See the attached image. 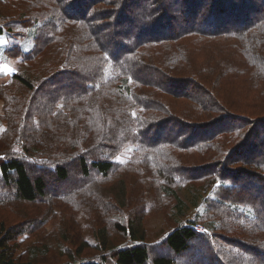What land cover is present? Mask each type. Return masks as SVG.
Wrapping results in <instances>:
<instances>
[{
    "label": "trees",
    "instance_id": "16d2710c",
    "mask_svg": "<svg viewBox=\"0 0 264 264\" xmlns=\"http://www.w3.org/2000/svg\"><path fill=\"white\" fill-rule=\"evenodd\" d=\"M26 1L31 47L0 49L27 65L0 73V264H177L210 237L202 259L264 264V0ZM63 205L75 230L49 232ZM153 209L172 226L148 242Z\"/></svg>",
    "mask_w": 264,
    "mask_h": 264
},
{
    "label": "rangeland",
    "instance_id": "374dc122",
    "mask_svg": "<svg viewBox=\"0 0 264 264\" xmlns=\"http://www.w3.org/2000/svg\"><path fill=\"white\" fill-rule=\"evenodd\" d=\"M32 1L35 2V0H32ZM240 1H242V0H240ZM249 2H251V1H249V0H245L244 1L243 0V4L242 5L249 6V5H251ZM28 3L29 2H27L26 0H0V15H3L2 17H0V24H4L3 17H6L5 19H6L7 22H9L8 25L10 26V29H11V31H10L11 35L8 34L10 37H8V36L5 37L4 35H0V49H1L2 46H4L6 49L11 48L12 51L10 53L13 54L16 46H18V48L21 51H23V52H27L29 50V48L31 47V45H32L31 36L28 35V36H26L24 38H21V37H23L25 35L24 34L23 36H21L22 33L24 32V27L22 26V22H23L22 18H20L19 16H16V15H13L14 12L12 11L14 9L13 5H14V7H18V6L23 7L24 5H27ZM260 3H261V0H258V4H260ZM202 11H206L205 8L202 9ZM175 14L178 15L179 12H175ZM176 17H179V16H176ZM177 20H179V19H177ZM215 20L218 21L217 24L220 25V24H223L222 21L225 20V19L224 18H220V17L217 16L216 18H213L209 22H215ZM230 20H231L230 18L227 19V21H230ZM165 22H164V24H165ZM207 24H209V23H207ZM29 27L30 26H26V29H28ZM254 35L257 36L256 34H254ZM207 54H209V53H207ZM1 59H3L2 56H1ZM26 68H27V65L23 61H21L19 64L16 62V60H12V62H11V72L12 73L15 72L17 69H18V71H20V70L24 71ZM39 95L41 96V93ZM1 114H2V112H1ZM178 130H179V128L176 127V126H173L172 124L164 126V129H163L164 133H170V134H176L178 132ZM259 132H260V135H262L263 129H261ZM190 134L191 133L188 132V133L182 134V135L187 137ZM252 142H253V144L256 143L255 140H252ZM131 151H132V147H127L121 153V155L118 157L117 161H119L120 163L125 161V159L128 158L129 155L131 154ZM78 178H79L78 176H74V177L70 178V180L67 182V184L51 187L50 190H52L51 192H53L54 194H59V193L63 192L64 190L71 189L69 187L73 184V181L77 180ZM68 185H69V187H67ZM137 187H139V185H136V188L132 191V193L133 192L135 193L137 191ZM67 191H70V190H67ZM178 192L180 193V195H183V197L185 196L186 199L189 198L188 194H186V189H184V188L183 189H179ZM167 203H168V201H167ZM167 203H166L165 206L167 207V210H169V205ZM43 204L44 203L41 202V205H43ZM24 208L27 211H31V209L33 207H31L29 205H26ZM128 208L124 209V210L121 209L124 212L121 211V210L118 211V212H113L114 216L116 218V221L123 222L125 220V215L132 214L131 213L132 212L131 211V207H128ZM157 210H159V209H157ZM157 210L153 209V210H151L148 213H143L145 215L143 223H144V228L146 229V237H147V241L148 242H154L155 240L160 238V235H162L164 232H167L170 229V227L172 226V225L170 226V223H168L166 221L167 217H166V219H165V217L163 219L162 215L153 214ZM56 211H57L59 217H58V220L54 222V224H50L49 225V227H48V231L49 232L50 231H54V229L58 228V225H60L61 223L63 225L64 221L65 222H68V221L70 222L72 220L70 217L66 218L65 205H63V207L56 208ZM91 216H92V213H91ZM92 218H93V216H92ZM92 218H91V220H93ZM202 222H200V223L203 224L204 227L206 228L207 224L204 221H202ZM71 226L73 227V230H75V225L71 223ZM87 229L88 228H85V229H83V231H84V233H85V235L87 237L88 236L91 237V234H90V232ZM212 240H214V241L218 240V243H219V239L218 238H211L210 237V238H207V239H204V240L198 239L196 241V243H195L196 249L194 251H192L193 253L190 254L188 257L180 258L177 261V264H193L196 261H199V263L202 262L204 264H205V262L206 263L208 262V264H212L214 262V260H212V254L210 255V254L204 253V255L206 254L205 259H202L203 257L201 256L202 253H203V248H204L205 243L214 242ZM33 241L34 240L31 237L26 239L23 242L21 250L28 249L30 245H33ZM125 243L126 244L130 243L128 237H125ZM152 247H157V246H152ZM216 251H217L216 252L217 254L215 252H213V254L215 253L214 254L215 256L218 255V253H219V251L217 249H216ZM86 252L89 253V254H93L94 253V251L92 249L91 250L88 249V251H86ZM161 253H168L169 254L167 249L164 250L163 247H162V252Z\"/></svg>",
    "mask_w": 264,
    "mask_h": 264
},
{
    "label": "crops",
    "instance_id": "0c3cea01",
    "mask_svg": "<svg viewBox=\"0 0 264 264\" xmlns=\"http://www.w3.org/2000/svg\"><path fill=\"white\" fill-rule=\"evenodd\" d=\"M2 58L3 59H1V56H0V73L11 75L12 74L11 62L12 60H16V59H12L11 57H8L6 54L5 55L3 54ZM16 62L19 64L18 60H16ZM2 108H3V102L0 100V115L2 112Z\"/></svg>",
    "mask_w": 264,
    "mask_h": 264
},
{
    "label": "built area",
    "instance_id": "2783aa9c",
    "mask_svg": "<svg viewBox=\"0 0 264 264\" xmlns=\"http://www.w3.org/2000/svg\"><path fill=\"white\" fill-rule=\"evenodd\" d=\"M192 227L199 232L205 230V227L201 223H195L194 225H192Z\"/></svg>",
    "mask_w": 264,
    "mask_h": 264
}]
</instances>
